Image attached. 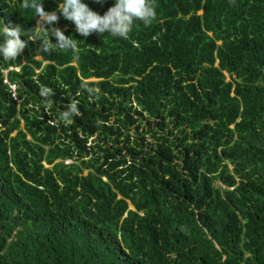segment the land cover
<instances>
[{"label": "trees", "instance_id": "16d2710c", "mask_svg": "<svg viewBox=\"0 0 264 264\" xmlns=\"http://www.w3.org/2000/svg\"><path fill=\"white\" fill-rule=\"evenodd\" d=\"M154 3L127 39L61 15L78 58L0 57V264H264V0ZM37 19L0 0V27Z\"/></svg>", "mask_w": 264, "mask_h": 264}, {"label": "clouds", "instance_id": "9594fccd", "mask_svg": "<svg viewBox=\"0 0 264 264\" xmlns=\"http://www.w3.org/2000/svg\"><path fill=\"white\" fill-rule=\"evenodd\" d=\"M96 2L102 3L103 0H96ZM21 7L26 10H34L36 17H38L36 26L31 29L30 35H27L21 25H3L0 27V33L4 38L3 42L0 43V57L4 61H15L24 52L28 42L36 41L41 42L38 52L51 54L59 48L60 50H71L74 56L78 58L80 51L78 40L66 36L60 28L53 26L59 21L61 15L65 20L72 22L76 32L84 38L93 33L100 36L108 33L113 37L127 39L135 21L150 25L156 18L154 0H115V5L109 8L104 15L93 11L82 0H62L57 10L52 12L45 11L44 4L40 3L39 0H21ZM48 26L53 27L49 28ZM25 35H27V39H21ZM50 37H55L56 43H53ZM81 87L90 96L98 91L88 87L86 82H82ZM39 94L44 98L46 105L52 103L50 98L54 93L51 88L40 86ZM69 99L70 103L65 106L66 110L60 116V119L66 124L71 123L73 115H79V101L73 98Z\"/></svg>", "mask_w": 264, "mask_h": 264}, {"label": "rangeland", "instance_id": "374dc122", "mask_svg": "<svg viewBox=\"0 0 264 264\" xmlns=\"http://www.w3.org/2000/svg\"><path fill=\"white\" fill-rule=\"evenodd\" d=\"M220 44V43H219ZM227 80L229 81L230 80V77L227 75Z\"/></svg>", "mask_w": 264, "mask_h": 264}, {"label": "water", "instance_id": "95a60500", "mask_svg": "<svg viewBox=\"0 0 264 264\" xmlns=\"http://www.w3.org/2000/svg\"><path fill=\"white\" fill-rule=\"evenodd\" d=\"M130 209H132V210L134 209L132 205H130Z\"/></svg>", "mask_w": 264, "mask_h": 264}]
</instances>
